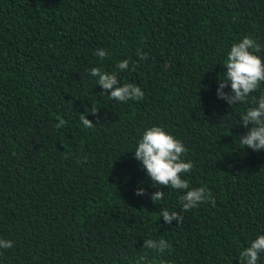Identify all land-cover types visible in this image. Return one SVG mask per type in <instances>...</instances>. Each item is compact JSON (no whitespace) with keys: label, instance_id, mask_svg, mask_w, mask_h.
Segmentation results:
<instances>
[{"label":"trees","instance_id":"16d2710c","mask_svg":"<svg viewBox=\"0 0 264 264\" xmlns=\"http://www.w3.org/2000/svg\"><path fill=\"white\" fill-rule=\"evenodd\" d=\"M244 37L264 60V0H0V239L14 242L0 264H240L264 235V150L239 141L264 82L234 106L217 89ZM93 67L143 99H109ZM153 126L183 143L193 168L182 178L214 205L181 212L183 191L153 186L134 158ZM163 209L183 223L167 224ZM146 239L170 248L146 249Z\"/></svg>","mask_w":264,"mask_h":264},{"label":"clouds","instance_id":"9594fccd","mask_svg":"<svg viewBox=\"0 0 264 264\" xmlns=\"http://www.w3.org/2000/svg\"><path fill=\"white\" fill-rule=\"evenodd\" d=\"M261 51V46L252 38L244 37L240 42L232 45L225 62L226 81L219 79L217 96L219 99L226 101L231 106L245 102L248 96L257 91L261 82H264V60L256 55ZM101 60L105 59L108 53L100 48L94 53ZM141 60L147 59V56L141 51H137ZM117 69L125 71L129 68L127 59L117 63ZM92 77L96 78V84L103 89V94L108 98L118 102H127L129 100L140 101L144 97V91L134 83L120 84L115 73H108L101 68L93 67L90 69ZM230 85L231 91L225 92L224 89ZM110 93V95H109ZM255 100V98H253ZM256 107H250L246 113L242 114L240 123L243 127H252L245 135L239 138L243 148H251L259 152L264 150V94H262ZM88 114H97L94 106L86 110ZM81 122L84 127L92 128L93 122L82 114ZM64 122L61 121V124ZM187 149L183 143L174 136L167 133L162 127L153 126L144 131L142 138L134 151V158L142 163L146 169L147 176L153 182V186L160 185L164 188L170 187L177 191H183L180 196L181 212H187L196 208L199 204L211 201L215 204V199L204 187L191 188L182 174L190 173L193 165L191 162H185L182 156ZM85 162L87 158L85 157ZM79 162V161H78ZM145 190L138 188L136 195H144ZM164 191H157L151 195L154 202L164 199ZM181 212L163 209L160 216L164 221L171 225L175 220L179 224L183 223L184 217ZM14 242L11 240L0 239V249H11ZM144 248L163 253L170 248L169 243L164 240H144ZM264 253V235H259L255 240L250 242L240 253V264H258L259 254ZM136 264H147L146 257H139Z\"/></svg>","mask_w":264,"mask_h":264}]
</instances>
